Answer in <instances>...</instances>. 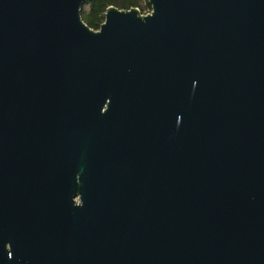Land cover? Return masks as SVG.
Wrapping results in <instances>:
<instances>
[{"label":"water","instance_id":"obj_1","mask_svg":"<svg viewBox=\"0 0 264 264\" xmlns=\"http://www.w3.org/2000/svg\"><path fill=\"white\" fill-rule=\"evenodd\" d=\"M0 0V264H264V0Z\"/></svg>","mask_w":264,"mask_h":264},{"label":"trees","instance_id":"obj_2","mask_svg":"<svg viewBox=\"0 0 264 264\" xmlns=\"http://www.w3.org/2000/svg\"><path fill=\"white\" fill-rule=\"evenodd\" d=\"M108 7L119 10H130L136 8L141 14L151 12L147 0H89L81 7V19L90 29L96 31L104 21V14Z\"/></svg>","mask_w":264,"mask_h":264},{"label":"rangeland","instance_id":"obj_3","mask_svg":"<svg viewBox=\"0 0 264 264\" xmlns=\"http://www.w3.org/2000/svg\"><path fill=\"white\" fill-rule=\"evenodd\" d=\"M146 13L145 14H142V15H147V11H145Z\"/></svg>","mask_w":264,"mask_h":264},{"label":"built area","instance_id":"obj_4","mask_svg":"<svg viewBox=\"0 0 264 264\" xmlns=\"http://www.w3.org/2000/svg\"><path fill=\"white\" fill-rule=\"evenodd\" d=\"M147 14H149V13H147Z\"/></svg>","mask_w":264,"mask_h":264}]
</instances>
